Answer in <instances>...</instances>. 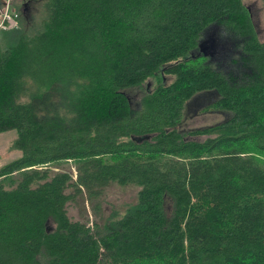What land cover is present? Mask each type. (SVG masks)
<instances>
[{
    "label": "trees",
    "instance_id": "16d2710c",
    "mask_svg": "<svg viewBox=\"0 0 264 264\" xmlns=\"http://www.w3.org/2000/svg\"><path fill=\"white\" fill-rule=\"evenodd\" d=\"M43 9L0 35V134L22 153L0 168V264H264V41L245 0ZM212 33L236 69L199 56ZM204 93L228 117L182 129ZM113 184L136 202L71 219Z\"/></svg>",
    "mask_w": 264,
    "mask_h": 264
},
{
    "label": "rangeland",
    "instance_id": "374dc122",
    "mask_svg": "<svg viewBox=\"0 0 264 264\" xmlns=\"http://www.w3.org/2000/svg\"><path fill=\"white\" fill-rule=\"evenodd\" d=\"M9 3L12 11H17L21 14L23 12V14H27L28 18H31L32 20L38 21L43 18L44 0H14L12 2L9 0ZM245 3L252 12L251 14L258 30L259 37L261 41H264V3L262 0H245ZM19 27L20 24L16 29ZM3 32L4 31H2L1 34ZM218 49L224 51V53H222L223 55L218 57V60L222 61L220 68L224 70L236 69L235 65L231 66L232 62L228 56V52H231V46H219ZM166 82H170V77L166 78ZM154 84L155 81H151L149 88H153ZM144 94L145 91L143 89H134L128 93L134 105H138ZM216 98L217 96L215 93H204L190 103L186 111V119L183 123L182 129L187 131L204 128L225 120L226 117H228L226 113L213 111L204 112V109ZM16 139V131H9L0 134V168L21 157L22 153L20 151L12 149L13 143ZM61 168L68 172H72L74 176L76 174V165L73 162L65 163ZM58 170L61 169L54 168V171ZM138 191L139 188L134 186L122 187L113 184L105 190V194L99 202L95 201L89 203L86 202L85 199L82 200V198H80L76 203L70 204L68 206L69 216L74 221H81L92 225V227L94 224H102L105 218L110 217L115 212L122 214L130 204L135 203Z\"/></svg>",
    "mask_w": 264,
    "mask_h": 264
},
{
    "label": "built area",
    "instance_id": "2783aa9c",
    "mask_svg": "<svg viewBox=\"0 0 264 264\" xmlns=\"http://www.w3.org/2000/svg\"><path fill=\"white\" fill-rule=\"evenodd\" d=\"M19 14L12 11L9 7L0 15V34L2 31L16 29L18 24Z\"/></svg>",
    "mask_w": 264,
    "mask_h": 264
},
{
    "label": "water",
    "instance_id": "95a60500",
    "mask_svg": "<svg viewBox=\"0 0 264 264\" xmlns=\"http://www.w3.org/2000/svg\"><path fill=\"white\" fill-rule=\"evenodd\" d=\"M10 3H9V0H0V15L1 13L6 10L8 7H9ZM215 45H218L217 43V40L215 39V34H209L207 36V38L202 41V43L200 44V55H203V56H211V54H208L205 52V47L207 48H212V46H215Z\"/></svg>",
    "mask_w": 264,
    "mask_h": 264
},
{
    "label": "flooded vegetation",
    "instance_id": "af4514ba",
    "mask_svg": "<svg viewBox=\"0 0 264 264\" xmlns=\"http://www.w3.org/2000/svg\"><path fill=\"white\" fill-rule=\"evenodd\" d=\"M221 47V46H225V47H229L230 45L227 44V43H222V42H218V45H215V46H212V48H207L205 47V52L208 53V54H211L210 58L213 59L212 61L218 65V66H221V62L222 61H219L218 60V57L219 56H222L224 53V51H220V49H218V47ZM195 101V100H194ZM193 102V101H192Z\"/></svg>",
    "mask_w": 264,
    "mask_h": 264
},
{
    "label": "clouds",
    "instance_id": "9594fccd",
    "mask_svg": "<svg viewBox=\"0 0 264 264\" xmlns=\"http://www.w3.org/2000/svg\"><path fill=\"white\" fill-rule=\"evenodd\" d=\"M11 6V5H10Z\"/></svg>",
    "mask_w": 264,
    "mask_h": 264
}]
</instances>
